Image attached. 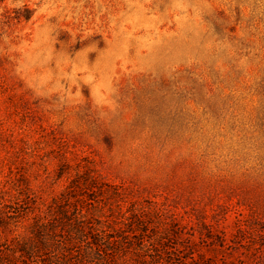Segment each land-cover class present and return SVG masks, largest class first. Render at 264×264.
<instances>
[{
    "label": "rangeland",
    "instance_id": "rangeland-1",
    "mask_svg": "<svg viewBox=\"0 0 264 264\" xmlns=\"http://www.w3.org/2000/svg\"><path fill=\"white\" fill-rule=\"evenodd\" d=\"M69 175L182 264H264V0H0V200Z\"/></svg>",
    "mask_w": 264,
    "mask_h": 264
},
{
    "label": "trees",
    "instance_id": "trees-1",
    "mask_svg": "<svg viewBox=\"0 0 264 264\" xmlns=\"http://www.w3.org/2000/svg\"><path fill=\"white\" fill-rule=\"evenodd\" d=\"M69 180L59 197L44 208L4 192L0 200V264H118L133 242L141 253L136 264H182L178 255L194 250L186 242L177 254L170 253L163 239L136 232L147 229L148 213L123 210L110 185L91 176L84 180L85 185L80 177L69 175ZM91 189L96 197L87 199L82 191ZM100 199L108 206L106 211ZM83 201L91 202L94 210H87ZM71 203L75 204L72 208ZM140 235L144 238L137 239ZM146 252L151 253L149 258H144Z\"/></svg>",
    "mask_w": 264,
    "mask_h": 264
}]
</instances>
